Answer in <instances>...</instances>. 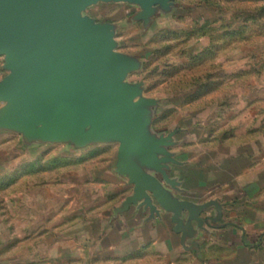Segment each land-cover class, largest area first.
<instances>
[{"label":"rangeland","instance_id":"rangeland-1","mask_svg":"<svg viewBox=\"0 0 264 264\" xmlns=\"http://www.w3.org/2000/svg\"><path fill=\"white\" fill-rule=\"evenodd\" d=\"M82 13L112 25L115 50L139 62L126 80L157 102L153 127L160 132L199 134L200 123L209 128L218 115L238 119L246 91L244 103L257 102L264 0H173L147 20L139 4L114 0ZM5 65L0 55V82L11 73ZM118 147L29 145L21 134L0 130V264H85V233L96 236L101 228L85 215L127 193L115 183Z\"/></svg>","mask_w":264,"mask_h":264},{"label":"water","instance_id":"water-1","mask_svg":"<svg viewBox=\"0 0 264 264\" xmlns=\"http://www.w3.org/2000/svg\"><path fill=\"white\" fill-rule=\"evenodd\" d=\"M109 0H0V55L11 73L0 82V130L22 135L25 144H119L115 170L133 185L116 212L138 204L151 214L172 213L182 241L195 235L192 222L216 200L196 204L174 193L170 177L177 161L169 147L178 130L153 129L157 102L143 96L141 84L128 82L139 62L117 52L115 28L84 16L86 7ZM139 4L147 20L173 0H114ZM171 187V189L169 187ZM188 213L185 221L184 213Z\"/></svg>","mask_w":264,"mask_h":264},{"label":"crops","instance_id":"crops-1","mask_svg":"<svg viewBox=\"0 0 264 264\" xmlns=\"http://www.w3.org/2000/svg\"><path fill=\"white\" fill-rule=\"evenodd\" d=\"M258 92L256 103L247 97L244 103L249 92L242 93L240 118L218 115L209 128L201 122L199 134L182 129L169 147L177 161L169 164L170 177L182 190L174 193L196 204L218 201L221 219L214 220L215 206L206 209L200 217L208 221L202 227L193 221L195 235L183 243L172 213L160 206L159 215L138 204L116 212L133 185L114 170L116 186L127 193L114 202H99L92 210L97 215H85V222L101 224L96 236L85 233V264H264L263 81ZM103 179L97 180L98 187Z\"/></svg>","mask_w":264,"mask_h":264}]
</instances>
